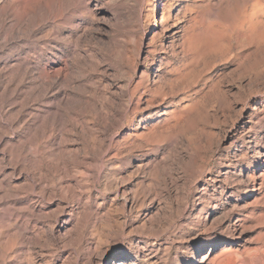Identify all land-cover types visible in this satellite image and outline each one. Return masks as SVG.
I'll return each instance as SVG.
<instances>
[{"label": "bare ground", "instance_id": "bare-ground-1", "mask_svg": "<svg viewBox=\"0 0 264 264\" xmlns=\"http://www.w3.org/2000/svg\"><path fill=\"white\" fill-rule=\"evenodd\" d=\"M129 1L131 2V0H129ZM187 1L191 2V0H187ZM133 2H134V0H133ZM185 3H187V2H185ZM249 3H250V8H251L250 11L251 12L248 15V17H246V19L244 18L243 24L240 23L241 28L239 27L238 29H240V31L242 32L241 35H243L244 39L242 37L241 38L244 41L247 40L250 44H252V43L258 44V42L260 41V38L263 37V35H264V33H263L264 30H262V27H264L263 26L264 25V20H263V18H264V0H249ZM172 4L173 3L171 0H166V3H164V5L161 4V5H163L162 6L163 10L161 9L162 10L161 13L159 12L160 15H159L158 20H157V16L155 15V12L157 10V8H156L157 4H155L154 2H153V4H149L150 11L146 15H144L145 20H143V21H145L147 26L154 24V27L157 25L159 27V29H161L163 31L167 28L166 27L167 23H169L171 21L172 22V31H170V33H168V36L170 39H173L179 35L178 25L182 23V20H184V19L186 20L185 14H186V11L189 10L187 8L188 6H186L184 9L182 7H180L183 9V11L177 12L176 9H174V7H172ZM191 4H193V3H191ZM128 5L129 4L127 2H124L122 0H103L102 4H99L93 0H0V147H2V150H1L2 153L0 155V204H1L0 211L2 210L1 212H3V215L1 214L2 216L0 218V264H41L40 262H42L43 257L42 258L39 257V258H37V260L35 258L31 257V255L28 251V248L31 244H41L42 247L48 249L49 251H52V249L57 248V247L61 248L63 251L62 254L65 257V261L62 262L63 264H108L109 261H107L106 257L109 255V251L114 250L116 248H119L123 245L124 237H123L122 232L124 231L125 227H128L130 229V233L131 232H133V233L139 232V233H144V234H148V235H157V234H161V232L163 230L170 228L171 224L174 222V221L172 223L169 222L172 219L168 220V224L166 223L165 227H163V226L161 227L160 225L159 226L153 225V222H154L153 220L155 217H157L155 212H156V210H160L161 208L158 209V203L156 204V202L152 201V199H151L150 203L148 202V204L150 205V211H153L150 219L147 218V221L145 220L148 213H142V212L139 213V211H138V212H135V215H133V213H134L133 209H134V206L136 203V199L134 197H136L137 195H135L133 197L130 196L129 191H127V188L124 187L123 181L122 182H121V180L119 181L118 178L116 180L114 179V177L112 179H110L111 173L109 172L108 169H106L107 168L106 166L108 165L107 164L106 166L103 165V167H101V170L99 172H97V171L92 172L91 171L92 173H90V172H88V173H90V175L92 177H97V176L100 177L101 176L102 179L105 180L104 184H106V185L109 184L114 189H120L121 193L120 194L116 193L115 197L121 199L120 205L122 208H121V214L120 215H122L123 220L121 219V221L116 222V228L115 229L111 228L112 226L111 227L107 226L108 227L107 237L105 236L106 239H104V241H100L99 236H98L99 239L92 238V237H94V234H95V236H97L96 235L97 232L96 233L94 232V234H92L93 236L90 238L91 232L93 233L92 230L97 225V223L98 224L102 223V225L103 224L107 225L108 219H106V218H107V213L110 212V210L107 209V211L109 210L108 212H106V210L104 211L103 209H101L100 205L98 204L99 201H98V203H96L97 201L96 202L93 201L89 197V195H87L88 192L86 191L85 188L86 187L89 188V186L88 185L86 186V184H82L81 181L79 182L78 180H80V179L77 180V178H76L77 175L72 170V165H71L74 163L73 162L69 163L70 161H68L64 157L65 155H67V153L69 152L68 150H70V149H68V146L65 144L64 139H62L63 137H62V134L60 133V131H62V130L64 131L67 129L75 130V129H78L79 127L80 128L82 127L81 123L79 122L80 121V117H79L80 115L78 114L79 115L78 116V115H76V113L70 112L67 109V105L72 103V102L73 103H80L81 105H83L82 103H84L85 105L86 104L90 105L91 109L94 111L93 113H94V116L96 117V121L100 122L99 123V125L101 124L100 130H102V133H103L102 138H100V141L98 139V141L100 142L99 148H98L100 153L104 152L105 148H103V145H105V147H106L107 141H109L110 136L106 135V134L109 132V130L112 126L111 124L116 120H117V122H119L118 118H120L119 117L120 113L118 111V106L116 103L119 102L118 99H121V97L122 98H124V97L128 98V99L126 98L127 99L126 103L124 105L121 104V106H123L122 107L123 110H124V108L125 109L131 108L130 115L132 113L133 117H135L137 114H139L141 112H147L148 113V111H150V110H156L151 115H148L145 117H142V115H139L140 117L137 121L135 118L131 117V118H133L132 126H134V124L137 122L136 126H135L136 129H138L140 127L143 128V125H145V122L148 120H151V122H154V120H156V119L159 120V118H162V119L164 118L162 123L160 122L159 124H156L154 122L155 125L146 126L147 127L145 130L146 133L143 134V133L139 132L141 135L136 134L135 137L133 136L134 139L131 138V140L133 139L134 141L132 140L133 142H132V144L131 143L130 144L131 145L135 144V146H138L136 148L140 147V149H141V147L146 145L145 144L147 142L146 138L148 139L149 137H152L154 139V137H158V136L166 138V135L168 133H170V137L175 135V134L172 135L171 133L176 132L177 128L185 122L186 118H188V116L194 110L196 103H192L193 101L190 103L189 102L184 103L182 106H179V107H177L176 105H173L172 107H164L163 109H159L158 107L154 108L155 105L160 104V102L158 101L160 98L157 97V95L160 93H158V91H159L158 89H154V88H153L154 90L151 89V86H149L145 72H143V74H140L141 76H139V80L141 82H139V84H137L136 83L137 81H135V84H137V85H135V86L133 85L134 87H131V79L129 80V78H128L127 83L125 85H123L121 87L120 86H114L115 90H111V88H110L111 84H109V85L103 84L102 87L97 89V87L92 88V87H88V86L84 85L82 83L83 80L76 81V79L81 78V73H82L81 67L85 64V61H86V57L83 54L78 53V47H79V44L82 41V39L89 36V32H87V31L90 30L91 26L93 25V22L98 21L100 19H103V20L106 19L107 18V16H106L107 12L113 13V16H112L113 20L116 18H118L117 20H119V19L130 20V16L132 17L133 14H131V12L127 11L126 8L128 7ZM136 5H137V3H136ZM196 5L194 4V6H196ZM200 7H203V6H199V8ZM197 8H195V9H197ZM132 9H134V8H132ZM136 9L138 10V8H136ZM129 10H131V8ZM175 11H176V14H174ZM133 13L135 14V12H133ZM137 14L139 15V13H136L135 15H137ZM173 14H174V16H173ZM196 17H194V16H193V18L190 17L191 18L190 26L188 24L187 28H185V29L182 28L185 31V32L183 31L185 33V38H183V39H185V41H184L186 44L185 46L189 51H193V49L194 50H196V49L201 50L202 49L201 51H204V53H205L206 52L205 49H207V51H208L209 48L215 47L214 44L217 43L216 41L219 40L218 38L220 35L218 37L215 36L216 34L214 35L215 29H217V28H213V25L211 24L210 20H206L200 27H199V24H197L198 25V27H197V25H196L197 22H195V19H197ZM203 17H205V16H203ZM81 20H82V22L78 23ZM123 21H125V20H123ZM135 21H136V23L138 21L140 22V19H138V16H136ZM119 22H120V20H119ZM117 23H118V21H117ZM141 23H142V21H141ZM137 25L139 26L140 23ZM184 25H185V23H184ZM123 26H125V25H123ZM128 27L130 28V25H128ZM92 28H94V27H92ZM121 30H122V28H121ZM137 30L138 29H136V31ZM216 31H218V29ZM240 31L238 30V32H240ZM221 32H223V31L221 30ZM114 33H115V31H114ZM224 33H225V31H224ZM47 35L49 37L54 36L55 41L62 43L61 45L59 44V46H58L59 48L57 49V51L54 52V55L52 56L54 64L50 69L48 68L49 70H45L43 67H40V69L37 68L36 65H34L33 63L30 62V60H31L30 55L31 54L29 52L21 54V52L19 51V48L23 47L27 43H30V42H36L37 43L38 41H43L47 37ZM239 35H237V36H239ZM155 37L153 39H155ZM114 38H116V36ZM178 38H181V37L178 36ZM263 39H264V37H263ZM263 39L261 38V41ZM152 40H150V41H152ZM224 40H222V42H224ZM222 42H219V43L223 44ZM81 44H83V43H81ZM118 44H120L119 41H118ZM161 44H163V42ZM246 44H248V43H246ZM257 44H255V45H257ZM103 45L105 46L104 43H103ZM182 45L184 46V43ZM28 47H30L29 44H28ZM115 47H119V45L115 46V43H114V48ZM108 48H110V47H108ZM137 48H138V46H137ZM159 48H160V46H159ZM67 49H69V51ZM182 49H184V47L181 48V50ZM23 50H24V48H23ZM43 50H44V48H43ZM116 50H118V48ZM155 50H156V48H155ZM158 50H160V49H157V51ZM198 50H196V52ZM29 51H30V48H29ZM112 51H113V53L115 52L113 50V48H112ZM183 51L181 53H183ZM211 51H213V50L211 49ZM42 52H40V53H42ZM151 52H153V51H151ZM193 52H191V53H193ZM196 52H194V53H196ZM113 53H111V54H113ZM117 53H119V50L117 51ZM184 53H185V51H184ZM206 53H205V55H206ZM201 54H202V56H196L197 59L200 57L201 58L203 57V53H201ZM181 55H183V54H181ZM189 55H191V54H189ZM193 56H195V55H193ZM120 57H121V55H120ZM188 57H190V56H188ZM196 57H194V58H196ZM108 58H110V57H108ZM116 58H119V57H116ZM188 59H190V58H188ZM92 60H94V59H92ZM194 60H196V59H194ZM37 61H39V60L37 59ZM105 62H108V61L105 60ZM185 62H186V60H185ZM193 62H195V61H193ZM193 62H190V63H193ZM35 63H36V61H35ZM187 63L189 64V61ZM87 64H88V62H87ZM97 64L99 65V63H97ZM109 65H110V63H109ZM91 67H93V65ZM184 67H185V65H184ZM115 68H116V66H115ZM117 68H118V66H117ZM180 69L183 70V67H181ZM116 71H118V70H116ZM95 72L97 73L98 70ZM177 72H180V71H177ZM186 72L187 71H185L182 74L184 75ZM84 73H86V71H84ZM112 74H113V72H112ZM117 74H115V75H117ZM104 75H106V73ZM178 75H180V73H178ZM178 75H176V76H178ZM86 76H88V75H86ZM118 76H120V75H118ZM83 77H85V76H83ZM180 77H182V76H180ZM180 77H179V79H181ZM183 78H184V76H183ZM117 79H118V77H117ZM116 82H117V80H116ZM89 85H91V84H89ZM92 85H93V83H92ZM151 85H152V83H151ZM129 88L130 89L132 88V90H130ZM96 94L100 95L99 100L94 99L95 98L94 96ZM145 94H149V97L148 98L143 97ZM30 97H33L32 99H35V98L40 99V97H46L47 101H45V104L43 101L44 107L43 106L38 107L39 106L38 105L37 107L34 106L35 108L27 111V108L25 109V106H28V104L26 105L25 101H26V99L28 100V98H30ZM162 99H164V98H162ZM29 101H31V100L29 99ZM29 103L31 104L32 101ZM123 113H125V112H123ZM82 116L83 115H81V117ZM82 118H84V117H82ZM91 118H93V117H91ZM92 121H93V119H92ZM92 121H90V122H92ZM82 122L84 123V121H82ZM119 123H121V121ZM93 125H94V123H93ZM112 127H114V126H112ZM75 131L74 132L72 131V132L75 133ZM87 131L89 132L91 130L87 129ZM143 132H144V130H143ZM78 133L80 134V132H78ZM97 134H99V133H97ZM134 135H135V133H134ZM93 137H94V135H93ZM93 137H92V139H93ZM128 138L130 139L129 133H127V135H125L124 139L127 140ZM183 139L181 138V140H183ZM162 140H164V138ZM167 140H168V138H167ZM94 142H95V140H94ZM114 142H116V141H114ZM129 142H130V140H129ZM161 143L165 144V142H163V141ZM116 144H119V143L117 142ZM119 145H121V144H119ZM174 145H173V147H174ZM181 145H182V143H181ZM88 146L93 147L94 143H89ZM113 146H114V144H113ZM154 146H156V145H154ZM117 147H119V146H117ZM144 148L145 147H143L142 149H144ZM95 149H97V147L96 148L93 147V150H95ZM118 149L120 150V148H118ZM127 149H128V151L130 150L129 148L126 147L125 153H126ZM169 149H172V148H169ZM84 150H86V149H83V151ZM190 150L191 149H189V151ZM152 151H153V149H152ZM167 151L168 150H166V152ZM87 152L89 153V151H87ZM169 152L171 153L170 150L167 153L169 154ZM105 153H106V151H105ZM185 153H186V151H185ZM77 154L79 155V153H77ZM112 154H114V153H112ZM118 154L119 153H117V155ZM121 154H122V152H121ZM121 154H119V156H121ZM138 154H140V153H138ZM256 154H257V156H256ZM256 154H255V157L261 156V153L259 151H257ZM135 155H136V153H135ZM160 155H161V158H155L153 160H149L146 163L140 162V164H138V166H136V168L133 167V168H135V170L134 169H133L134 171L132 170L133 171L132 174L134 172L138 173V171H142L144 169H145V171H146V169H149L150 172L151 171L153 172V173L151 172L152 174H155V177H157V178H153V180L151 179L152 181L149 180L150 182L153 183V184H150L153 187H150L149 183H147L148 185H146V186H149L151 189H153V192L151 191L150 193H152V195L154 196L152 198H154V199L158 198V196L161 195L163 192L167 191V193H168L169 189L175 188L176 187V181L180 182L177 180L178 179L177 177H173V175H172V171L174 170L176 160H173V159L170 160L168 157L162 158L163 155L162 154H160ZM165 155H166V153H165ZM172 155H173V157H175L177 154L173 153ZM170 156H171V154H170ZM107 157L109 158L110 156L108 155ZM156 157H157V155H156ZM180 157L183 158L182 152H181ZM190 157H189V159H190ZM194 157H195V155H194ZM242 157L244 159L245 156L242 155ZM108 158H107V160H108ZM191 158H193V155ZM239 158H241V156ZM94 159H95V157H94ZM119 159H120V157H119ZM113 160H114V158H113ZM3 161L8 162V165H10L9 169L5 170V167L2 166ZM182 161H184V160H182ZM94 162H96V160ZM104 162H106V161H104ZM114 162H116V161H114ZM108 163H110V162H108ZM182 165H184V164H182ZM182 165H180V166H182ZM192 165H193V163H192ZM187 166H189V165H187ZM113 168H115V166ZM117 168H119V167H117ZM176 168H178V167L176 166ZM120 169H122V168H120ZM125 169L126 168H124V170ZM188 169H189V167H188ZM203 169H200V170H203ZM76 170H77V168H76ZM180 170H182V169H180ZM186 171H188V170H186ZM259 172H260V170L254 171L251 174L247 173L244 177L246 179V183L251 184L252 194H253L252 196L257 195L258 192L260 190H262V187L264 184V171L261 172L260 174H259ZM129 174H131V173H129ZM112 175H114V174H112ZM134 175H136V173L133 174V176ZM194 175H196V173L193 174V176ZM115 176H119V179L122 178V177H120V172H118V174L116 173ZM122 176H124V175H122ZM127 176H130V175H127ZM147 176L149 177V175H147ZM152 177H154V176H152ZM184 177H187V176H184ZM190 177H188V178H190ZM131 178L133 179V177H130L128 179H131ZM188 178H187V180H189ZM195 178L196 177H194V179ZM197 178H198V176H197ZM123 180H124V178H123ZM139 180H140V178H139ZM142 180H143V178H142ZM208 180H207L208 181L207 183L211 182L213 184V186H212L213 189H215V190L219 189L220 190L222 188L220 183H217L216 186L214 185L215 181L213 178H210ZM238 180L240 181V179H238ZM128 182H130V181L128 180ZM139 182H138V184H139ZM141 182H140V184H141ZM244 182H245V180H244ZM138 184H136V185H138ZM103 186H105V185H103ZM107 187H109V186H107ZM110 189H112V188H110ZM205 189H206V186L201 189L200 194H199L200 198H201L202 194H204ZM175 190H178V188L176 187ZM176 194H177V192H176ZM148 195H150L149 190H148ZM167 196H168L167 198H170L169 193L167 194ZM184 196H185V194H184ZM174 198H176V197H174ZM143 199H141V200H143ZM179 199H180V197L178 198V200ZM113 200H114V197H113ZM180 200L182 202V199H180ZM206 200L209 201V199H206ZM158 202L160 203V201H158ZM176 203H177V200H176ZM182 203H185V202H182ZM103 204H104V202H103ZM103 204H102V206H103ZM217 204L218 203H216V205ZM182 206L185 207V204ZM160 207H162V206L160 205ZM165 207H167V206H165ZM176 207H177V205H176ZM202 207H204V208L202 210H200L199 212H197V214L195 215V219H199V221H197V223H193L187 219L188 221H186V225H185L186 228L185 229H184L183 225H182V227H183L182 230L174 229V230H178V232L174 233L175 234L173 236L174 238H172V240H170L168 242V245L167 244L157 245V244H154V241H153V243L149 244L146 242H139V241H131L130 240L129 243L125 246L123 254L118 256L115 260H113L109 264H161L162 259L165 256V254L167 253L168 248L169 247L173 248V245L175 242H179V244H177V245H178V248L180 249L181 253L187 255L186 259H184V260L178 259V260H176L175 264H195L196 263L195 262L196 255H198V257H200V255L203 254L205 249H207V248H208V250L213 249L217 246V244L219 242V241H217V238H219V237H216V233H211L210 230H211V227L214 226L213 224H215L217 221H218L219 225L221 224L220 223L221 218H218L215 216L216 218H213V220H211V222L209 223L208 218L210 217V215H211L212 211H214V209L209 210V208L207 209L204 205ZM165 210L166 209H164V211ZM173 210L174 209H172V213H173ZM176 210H177V208H176ZM164 211H161V212L164 213ZM182 211H184V210H182ZM157 213H159V212H157ZM114 214H115V212H114ZM224 215H225V213H224ZM165 216H166L165 218L167 219L166 214H165ZM117 218H119V217L117 216ZM173 218H174V216H173ZM115 219H116V217H115ZM162 219H164V218H161V220ZM216 219H217V221H216ZM161 220H159V221H161ZM146 222L148 223V225ZM239 222H241V221L236 220V222H230L225 227L224 226L220 227L219 235H224V236L228 235L230 237L236 231V227H237V224H239ZM18 241H20L21 244L18 243ZM259 250H262V251L259 252ZM38 251H37V253H38ZM255 252L256 253L258 252L260 255L262 254V256H259L258 262H251L250 264H257L264 259V248L258 249ZM55 253H57V252H55ZM259 254H257V255H259ZM161 255L163 256L162 258L159 257ZM167 255L165 257H167ZM241 255H243V257H247V259H248V256H251V251L249 249H245L243 251V254H241ZM38 256H39V254H38ZM38 256H36V257H38ZM205 256L201 255L199 263L204 262ZM17 257H21L19 262H12L11 261L12 259L17 258ZM170 258H172V257H170ZM18 259H16V260H18ZM225 259H227V258H225ZM244 259H246V258H243V260ZM213 261H215V260L213 259ZM224 261L225 260H223L222 262H224ZM220 262H221V260H220ZM211 264H213V263H211ZM225 264H230V261L225 262Z\"/></svg>", "mask_w": 264, "mask_h": 264}, {"label": "rangeland", "instance_id": "rangeland-1", "mask_svg": "<svg viewBox=\"0 0 264 264\" xmlns=\"http://www.w3.org/2000/svg\"><path fill=\"white\" fill-rule=\"evenodd\" d=\"M93 1H95L99 4L103 3V0H93ZM122 1L127 2L129 4L126 9H127V11L131 12V14H133L132 17L130 16V20L123 19L125 21L119 19L120 20V22H119V20H117L118 18H116L114 20L112 19L113 13L107 12V14H106L107 18L104 19L105 21L103 19H100L98 21H94L95 23L93 22V25L90 28V30L92 32L90 30L87 31V32H89V36L86 38H83L84 40L82 39V41L80 42V44L81 43H83V44H81V45L79 44V47H78V53H81L86 57V61L88 62V64L85 61V64L81 67L82 68L81 78L76 79V81L83 80L82 83L84 85H86L88 87H92V88L97 87V89L102 87L103 84H107V85L111 84L110 85L111 90H115L114 86H120L121 87V86L125 85L127 83L128 78H129V80L131 79V87H134L135 85L139 84V82H141L139 80V76H141L140 74H143V72H145L149 86H151V89H153V88L158 89L159 90L158 93H160V94L157 93L158 95L156 94L157 97L160 98L158 100L160 102V104L155 105L154 108L158 107L159 109H163L164 107H172L173 105H176L177 107H179V106H182L184 103H187V102L190 103L192 101H193L192 103H196V104H195L193 112L188 116V118H186L185 122L177 128L176 132L171 133L172 135L173 134H175V135L170 137V133H168L166 135V138L165 137H159V136L154 137V139L152 137H149L148 139L146 138L148 143L146 142L145 143L146 145L143 146L145 148L142 149L143 147H141V149H142L141 150L140 147L136 148L138 146H135V144L131 145L132 142L134 141L133 139L136 136V134L141 135L139 132H141L143 134L146 133V131H145L147 128L146 126L155 125V123L159 124L160 122L162 123L164 118L163 119L159 118V120L158 119L154 120L155 123L151 122V120H148L145 122V125H143V128L140 127L138 129H136L135 126H136L137 122L134 124V126H132L133 118H135L137 121L140 117L139 115H142V117H145V116L151 115L156 110H150V111H148V113L147 112H141V113L137 114L135 117H133L132 113L130 115L131 108H128V109L124 108V110H123V108H122L123 106H121V104L124 105L126 103V100L128 98L127 97H124V98L121 97V99H118L119 102L116 101L117 102L116 104L118 106V111L120 113L119 117L120 118L122 117L121 119L118 118L119 119L118 121L119 122L121 121V123L117 122V120H116V121H114L115 123L113 122L111 124L114 127L111 126L109 132L106 134V135H109L110 138H109V141H107L106 147H105V145H103V148H105L106 150L104 149V152H102V153H100L99 149H98L99 143H100L99 141H100V138H102V134H103L102 130H100L101 124L99 125L100 122L96 121V117L94 116V113H93L94 111L91 109V106L87 105V104L85 105L84 103H82L83 105H81L80 103H73V102L67 105V109L70 112L76 113V115H78V114L80 115V116L79 115L78 116L80 117L79 122L81 123L82 127L75 129L76 131L71 130V129L60 131V133L62 134V137H63L62 139H64L65 144L68 146V149H70V150H68L69 152L67 153V155H65L64 157L68 161H70L69 163H71V162L74 163L71 165H72V170L77 175L76 176L77 180L80 179V180H78L79 182L81 181L82 184H86V186L87 185L89 186V188L88 187L85 188L86 191L88 192L87 195H89V197L93 201H95V202L97 201L96 203H98V201H99L98 204L100 205L101 209H103L104 211L106 210V212H108L110 210V212L107 213V218H106V219H108L107 225H105V224L102 225V223H99V224L97 223V225L92 230L93 233L91 232L90 238L93 236L92 234H94V232L95 233L97 232L96 233L97 236H95V234H94V237H92V238L99 239L98 238V236H99L100 237L99 240L104 241V239H106V237H107L108 227L112 226L111 228L115 229L116 228V222L121 221V219L123 220L122 215H120L121 214V208H122L120 205L121 199L115 197L116 193H118V194L121 193L120 189H114L109 184L108 185L104 184L105 180L102 179L101 176L100 177L97 176L98 177L97 178V177H92L90 175V173H92L94 171L99 172L101 170V167H103V165L106 166L108 164L106 166L107 167L106 169H108L109 172L111 173L110 179H112L114 177V179L116 180L118 178L119 181L120 180H121V182L123 181L124 187L127 188V191H129L130 196L133 197V196L137 195L136 197H134L136 199V203H135V206L133 209V212H134L133 215H135V212H138V211H139V213H141V212L142 213H148L145 220L147 221V218L150 219L153 211H150V205L148 204V202L150 203L151 199H152V201H155L156 204L158 203V209L161 208L160 210H156V212L154 211L156 213L157 217L154 218L153 225H156V226L160 225L161 227L162 226L165 227L166 223L168 224V220L172 219L171 221H169L171 223L174 221L171 224V227L166 229L167 231L163 230L164 232L163 231L161 232L162 235L161 234L148 235V234L139 233V232H137V233L131 232L130 233V229L128 227H125L124 231L122 232L123 237H124L123 245L119 248H116L114 250L109 251V255L106 257L107 261H109V263H111L118 256L123 254L124 248L129 243L130 240L131 241L146 242L149 244L153 243V241H154V244H157V245H164V244L168 245V242L170 240H172V238H174L173 237L175 235L174 233L178 232V230H182L183 227H184V229L186 228V226H185L186 221L189 220L193 223H197V221H199V219H195V215L197 214V212H199L200 210H202L204 208V207H202L203 205L207 209L209 208V210L214 209V211H212L210 217L208 218L209 223L211 222V220H213V218H216V217L221 218L220 219L221 224L220 225L218 224V221H217L218 218H217L216 219L217 222L215 224H213L214 226H212L211 230H210L211 233H216V237H219V238H217V241H219V242L215 248L210 249V250H208V248H207L204 250L203 254H201L202 256L206 255L203 263H199L201 255H200V257H198V255H196V257H195L196 263L195 264H211V263H213V264L214 263L215 264H219V263L225 264V262H227V261H230V264H250L251 262H258L259 256H262V254L260 255L258 252L256 253L255 251L258 249L264 248V243H263L264 242V184H263L262 190H260L257 195L252 196L253 194H252L251 184L246 183V179L244 177L247 173L251 174L254 171L260 170V172H259V174H260L261 172L264 171V39H263L264 35H263V37H261L263 39L262 40L263 42L261 41V38H260L261 42L260 41L258 42L259 45L257 43H255L257 45H255L253 43L250 44L247 40H245V41L243 40L244 39L243 35H241L242 32L240 31V29H238L239 27L241 28L240 23L243 24L244 18L246 19V17H248V15L251 12L249 0H191V2L190 1L188 2L187 0H171L173 3L172 7H174V9H176L177 12L183 11V9L186 6H188L187 8L189 9L188 10L189 12L186 11V14H185L186 20L185 19H184L185 21L182 20V23L179 24L180 26L178 25V27H179V35L178 36L181 38H178V36H176L173 39H170L168 36V33H170V31H172V22L171 21L169 23H167V26H166L167 28L164 31L159 29V27L157 25L154 27V24L147 26L145 21H143V20H145L144 15H146L150 11L149 4H153V2L155 4H157V6H156L157 10L155 12V15L157 16V20H158L159 15H160L161 11L163 10L162 6L164 5V3H166V0H150V1L149 0H134V2H133V0H131V2L129 0H122ZM185 2H187V3H185ZM136 3H137V5H136ZM191 3H193V4H191ZM161 4H163V5H161ZM194 4L195 5L197 4V5L194 6ZM199 6H203V7L199 8ZM180 7H182L183 9ZM130 8H131V10H129ZM132 8H134L135 10ZM136 8H138V10ZM195 8H197L198 10ZM176 11L174 12V14H176ZM133 12H135V14L139 13V15L138 14L135 15ZM174 14H173V16H174ZM136 16H138V19H140V22L138 21L136 23V21H135ZM193 16L194 17L197 16L196 17L197 19H195V22H197L196 25L199 24V27L206 20H210L211 24L213 25V28L218 29V31H216L217 29H215L214 35L216 34L215 35L216 37H218L220 35L218 38L219 40L217 39L218 40V41H216L217 43L214 44L215 47L210 46L211 48L208 49V51L210 50L209 52L207 51V49H205L207 52V53L205 52L206 55H205L204 51H201L202 49L201 50L196 49V50H198L197 51L198 53L196 52V50L193 49V51L196 52V53H194L193 51H189L185 46L186 45L184 42L185 39H183V38H185V33H184L185 31L183 29L187 28L188 24L190 26L191 18H193ZM203 16H205V17H203ZM263 20H264V18H263ZM117 21H118V23H117ZM141 21H142V23H141ZM81 22H82V20L79 21L78 23H81ZM139 23H140V25L138 26L137 24H139ZM184 23H185V25H184ZM123 25H125V26H123ZM128 25H130V28L128 27ZM92 27H94V28H92ZM197 27H198V25H197ZM121 28H122V30H121ZM136 29H138V30L136 31ZM221 30L223 32H221ZM238 30L240 32H238ZM262 30H264V27H262ZM114 31H115V33H114ZM224 31H225V33H224ZM263 33H264V31H263ZM237 35H239V36H237ZM113 36L114 37L116 36V38H114ZM153 36L154 37L156 36L155 39H153L154 38ZM221 39L222 40L225 39L224 42H222ZM150 40H152V41H150ZM118 41L120 44H118ZM162 42H163V44H161ZM219 42H222L223 44H221ZM103 43L105 44V46L103 45ZM114 43H115V46L119 45V47H115L116 49L118 48L119 53H117L118 50H116L114 48ZM183 43H184V46L182 45ZM246 43H248V44H246ZM28 44L30 47H28ZM59 44L61 45L62 43L55 41L54 36L49 37L47 35V37L43 41H38L37 43L36 42L27 43L23 47L19 48V51L21 52V54L29 52L32 55L31 56L29 54L31 57L30 59L31 60L33 59L32 61L30 59L29 60L31 63L36 65L37 68L40 69V67H43L45 70H49L54 64L52 56L54 55V52L57 51V49L59 48L58 47ZM171 44L172 45L174 44V45L172 46ZM137 46H138V48H137ZM159 46H160V48H159ZM108 47H110V48H108ZM111 47L115 51L114 53H113ZM183 47L185 50L184 49L181 50V48H183ZM23 48H24V50H23ZM29 48H30V51H29ZM43 48H44V50H43ZM155 48H156V50H155ZM157 49H160V50L157 51ZM211 49L213 51H211ZM67 50L69 51V49H67ZM183 50L185 51V53ZM151 51H153V52H151ZM182 51H183V53H181ZM40 52H42V53H40ZM191 52H193V53H191ZM111 53H113V54H111ZM201 53H203V57L202 58L200 57L197 59L196 56H202ZM181 54H183V55H181ZM189 54H191V55H189ZM120 55H121V57H120ZM193 55H195V56H193ZM188 56H190V57H188ZM108 57H110V58H108ZM114 57L115 58L119 57V58L115 59ZM194 57H196V58H194ZM188 58H190V59H188ZM37 59L39 61H37ZM90 59L91 60L94 59V60L91 61ZM194 59H196V60H194ZM105 60L108 62H105ZM185 60H186V62H185ZM192 60L195 62H193ZM35 61L37 64L35 63ZM188 61H189V64L187 63ZM190 62H193V63H190ZM97 63H99V65ZM109 63H110V65H109ZM92 65H93V67H91ZM184 65H185V67H184ZM115 66H116V68H115ZM117 66H118V68H117ZM181 67H183V70L180 69ZM97 70H98V72L96 73L95 71H97ZM116 70H118V71H116ZM176 70L180 71V72H177ZM84 71H86V73H84ZM185 71H187V72L183 75L182 73H184ZM112 72H113V74H112ZM103 73L104 74L106 73V75H104ZM178 73H180V75H178ZM115 74H117V75H115ZM86 75H88V76H86ZM118 75H120V76H118ZM176 75H178V76H176ZM83 76H85V77H83ZM180 76H182V77H180ZM183 76H184V78H183ZM117 77H118V79H117ZM179 77L181 79H179ZM116 80H117V82H116ZM135 81H137L136 82L137 84H135ZM88 83L91 85H89ZM92 83H93V85H92ZM151 83H152V85H151ZM130 90H132V88ZM189 96L191 98L192 97L193 98L191 99ZM94 97H95L94 98L95 100L100 99L99 94H96ZM143 97L148 98L149 94H145ZM32 98L33 97H30V98H28V100L26 99V101H25L26 105L28 104V106H25V109L27 108V111L37 107L38 105H39L38 107H42V106L44 107L45 101H47L46 97H40V99L39 98L32 99ZM162 98H164V99H162ZM29 99L32 101L31 104L29 103V102H31V101H29ZM43 101H44V104H43ZM123 112H125V113H123ZM81 115H83L82 117H84V118H82ZM90 116L93 118H91ZM131 117H133V118H131ZM92 119H93V121H92ZM82 121H84L85 124ZM90 121H92V122H90ZM93 123H94V125H93ZM87 129H89L91 131L88 132ZM143 130H144V132H143ZM72 131L73 132L75 131V133H73ZM78 132H80V134ZM97 133H99V134H97ZM127 133H129V136H130V139L128 138L130 140V142L128 139L127 140L124 139V137H125V135H127ZM134 133H135V135H134ZM93 135H94V137H93ZM92 137L95 140V142L92 139ZM131 138H133L132 139L133 141L131 140ZM163 138H164V140H162ZM167 138H168V140H167ZM181 138L182 139L184 138V139L181 140ZM98 139H99V141H98ZM80 140L81 141L83 140L82 141L83 143ZM114 141H116V142H114ZM162 141L165 142V144L161 143ZM117 142L121 145L116 144ZM89 143H94L93 147L94 148L97 147V149L93 150V147L88 146ZM181 143H182V145H181ZM113 144H114V146H113ZM154 145H156V146H154ZM173 145H174V147H173ZM117 146H119V147H117ZM126 147L129 148L131 151L130 150L128 151V149H127L126 153H125ZM118 148H120L121 151ZM169 148H172V149H169ZM83 149H86V150L88 149L87 151H89L90 154L86 150L83 151ZM152 149H153V151H152ZM189 149H191V150L189 151ZM1 150H2V147H0V155L2 153ZM166 150H168V151L170 150L171 153L169 152V154H168L167 153L168 151L166 152ZM105 151H106V153H105ZM185 151H186V153H185ZM257 151H259L261 153V156L255 157V154L257 153ZM116 152L119 154H121V152H122L121 156H119V154L117 155ZM181 152L183 154V158L180 157ZM77 153H79V155ZM112 153H114V154H112ZM135 153H136V155H135ZM138 153H140V154H138ZM165 153H166V155H165ZM173 153L177 154V155L176 156L174 155L175 157H173V155H172ZM160 154L163 155L162 158L168 157L170 160H172V159L176 160L175 167H174L175 171L174 170L172 171V175H173V177H177L178 178L177 180L180 182L176 181V187L178 188V190H175L176 187L168 190L170 198H167L168 193H167V191H165L161 195H159L160 197L158 196V198L160 199L159 200L158 198H155V199L152 198L154 196L152 195V193H150L151 191L153 192V189L150 188V187H153L150 185L153 183L150 182L149 180H151V179L153 180V178H157V177H155V174H152L153 172L151 171L152 172L151 173L149 169H146V171L149 174L145 171V169L142 171H138V173L134 172L133 174L136 173V175H134V176H133L132 172L135 170L136 166H138V164H140V162L146 163L149 160H153L155 158H161ZM170 154H171V156H170ZM185 154L186 155L188 154V155L186 156ZM108 155L110 156L109 158L107 157ZM156 155H157V157H156ZM192 155H193V158H191ZM194 155H195V157H194ZM242 155L245 156L244 159H243ZM240 156H241V158H239ZM256 156H257V154H256ZM94 157H95V159H94ZM119 157H120V159H119ZM189 157H190V159H189ZM107 158H108V160H107ZM113 158H114V160H113ZM95 160H96V162H94ZM182 160H184V161H182ZM104 161H106L107 163ZM114 161H116V162H114ZM177 161L178 162L180 161V162L178 163ZM108 162H110V163H108ZM192 163H193V165H192ZM182 164H184V165H182ZM186 164L189 166H187ZM113 165L115 166V168H113L114 167ZM180 165H182V166H180ZM2 166L5 167V170L10 168V165H8V162H6V161L2 162ZM176 166L178 168H176ZM117 167H119V168H117ZM133 167H135V168H133ZM188 167H189V169H188ZM76 168H77V170H76ZM120 168H122V169H120ZM124 168H126V169L124 170ZM180 169H182V170H180ZM200 169H203V170H200ZM186 170H188V171H186ZM88 172H90V173H88ZM118 172H120V177H122L120 179H119V176H115V174L116 173L118 174ZM129 173H131V174H129ZM139 173L140 174L142 173V174L140 175ZM195 173H196V175L198 174L197 175L198 178L196 175L193 176V174H195ZM112 174H114V175H112ZM122 175H124V176H122ZM127 175H130V176H127ZM147 175H149V177ZM151 175L154 177H152ZM184 176H187V177H184ZM130 177H133V179L132 178L128 179ZM188 177H190V178H188ZM194 177H196V178L194 179ZM123 178H124V180H123ZM126 178L130 182H128V180ZM139 178H140V180H139ZM142 178H143V180H142ZM187 178L189 180H187ZM210 178L214 179V181H215L214 185L215 186L217 183H220L222 188L220 190L219 189H216V190L213 189V187H212L213 184L211 182L207 183L209 181L208 179H210ZM238 179H240V181ZM241 179L242 180L244 179L245 182H244V180L242 181ZM138 180L140 182L142 181L141 182L142 185L140 184V182ZM138 182H139V184H138ZM147 183H149L150 187L146 186V185H148ZM136 184H138L139 186ZM103 185H105V186H103ZM204 185L206 186V189H205L204 194H202L201 198L203 196L205 198L203 197L201 199L199 194H200L201 189L203 187H205ZM107 186H109L113 190ZM148 190H149L150 195H148ZM176 192H177V194H176ZM184 194H185V196H184ZM113 197H114V200H113ZM174 197H176V198H174ZM179 197H180V199H182V202H185V203H182L180 199L178 200ZM141 199H143V200H141ZM206 199H209V201L211 200L210 201L211 203ZM176 200H177L178 204L176 203ZM158 201H160V203ZM103 202H104V204H103ZM216 203H218V204L216 205ZM102 204H103V206H102ZM184 204H185V207L182 206ZM160 205L163 208L160 207ZM176 205H177V207H176ZM0 206H1V204H0ZM165 206H167V207H165ZM180 207L181 208L183 207L184 209L183 208L181 209ZM176 208H177V210H176ZM107 209H109V210L107 211ZM164 209H166L167 211L166 210L164 211ZM172 209H174L173 213H172ZM182 210H184V211H182ZM1 211H0V218L3 215V212H1ZM161 211H164V213ZM114 212H115V214H114ZM157 212H159L161 215ZM223 212L225 213V215ZM165 214L167 215V219L165 218L166 217ZM114 216L116 217V219ZM117 216L119 218H117ZM173 216H174V218H173ZM161 218H164V219L161 220ZM159 220H161V221H159ZM236 220L241 221V222H239V224H237L236 231L234 232L233 235H231L230 237L228 235H225V236L219 235L220 227H223V226L225 227L230 222H236ZM147 225H148V223H147ZM182 225H183V227H182ZM174 229H178V230H174ZM18 243H20V241H18ZM177 244H179V242H175L174 243L175 246L173 245V248H171V247H169L170 249L168 248L169 251L167 250V253L165 254V256L168 254L167 255L168 258L165 256L163 257L162 255L159 256L160 258L163 257V259H162L163 264H175L176 260H178V259L184 260L187 258L186 254L181 253ZM245 249H249L251 251V256H248V259H247V257H243V255H241V254H243V251ZM28 251H29L31 257L35 258L36 260L39 257H41V258L43 257L42 262H40L41 264L42 263L43 264H60V263L63 264L62 262L65 261V257L62 254L63 251L59 247L52 249V251H49L48 249L42 247L41 244H31L28 248ZM37 251H38V253H37ZM261 251L262 250H259V252H261ZM55 252H57V253H55ZM38 254H39V256H38ZM257 254H259V255H257ZM36 256H38V257H36ZM170 257H172V258H170ZM225 258H227V259H225ZM243 258H246V259L243 260ZM16 259H18V260H16ZM20 259H21V257H17V258L12 259L11 261L12 262H19ZM213 259L215 261H213ZM220 260H221V262H220ZM223 260H225V261L222 262ZM263 260L257 264H264Z\"/></svg>", "mask_w": 264, "mask_h": 264}]
</instances>
